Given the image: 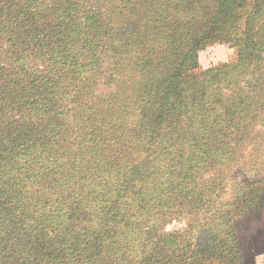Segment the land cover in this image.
I'll return each instance as SVG.
<instances>
[{
  "label": "trees",
  "instance_id": "16d2710c",
  "mask_svg": "<svg viewBox=\"0 0 264 264\" xmlns=\"http://www.w3.org/2000/svg\"><path fill=\"white\" fill-rule=\"evenodd\" d=\"M263 190L264 0H0V264H246Z\"/></svg>",
  "mask_w": 264,
  "mask_h": 264
},
{
  "label": "rangeland",
  "instance_id": "374dc122",
  "mask_svg": "<svg viewBox=\"0 0 264 264\" xmlns=\"http://www.w3.org/2000/svg\"><path fill=\"white\" fill-rule=\"evenodd\" d=\"M237 55V47L229 42L214 41L210 42L204 47L198 50V62L199 66L195 69L196 74L200 75L203 71L218 66L222 63L232 61ZM8 64V63H7ZM12 78H16V74L10 75ZM72 88L70 87L68 91ZM70 94L65 92L63 99L67 110H72V102H70ZM62 108V107H61ZM15 118H19L16 112H10ZM228 180L231 183L234 180L238 181H252L255 178L247 173L242 172L237 167H231L227 169ZM232 180V181H231ZM264 196V190L262 191ZM230 192L223 194L221 200H229ZM264 203V197H263ZM188 226V220L185 218L170 219L164 225V231H183ZM234 227L237 233L238 241L240 244V250L246 264H254L258 253L264 248V206L258 207L256 211L251 214H246L239 219H235ZM196 239H194L195 241ZM193 241V239H192ZM203 264H218L216 260L213 262H204Z\"/></svg>",
  "mask_w": 264,
  "mask_h": 264
},
{
  "label": "crops",
  "instance_id": "0c3cea01",
  "mask_svg": "<svg viewBox=\"0 0 264 264\" xmlns=\"http://www.w3.org/2000/svg\"><path fill=\"white\" fill-rule=\"evenodd\" d=\"M254 264H264V248L258 253Z\"/></svg>",
  "mask_w": 264,
  "mask_h": 264
}]
</instances>
